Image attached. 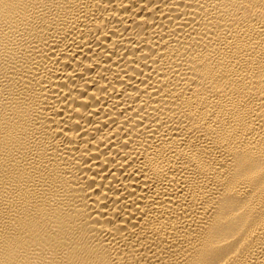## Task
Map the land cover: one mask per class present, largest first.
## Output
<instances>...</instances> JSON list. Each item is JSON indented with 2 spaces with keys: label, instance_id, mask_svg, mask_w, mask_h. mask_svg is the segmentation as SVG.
Segmentation results:
<instances>
[{
  "label": "bare ground",
  "instance_id": "bare-ground-1",
  "mask_svg": "<svg viewBox=\"0 0 264 264\" xmlns=\"http://www.w3.org/2000/svg\"><path fill=\"white\" fill-rule=\"evenodd\" d=\"M0 264H264V0H0Z\"/></svg>",
  "mask_w": 264,
  "mask_h": 264
}]
</instances>
